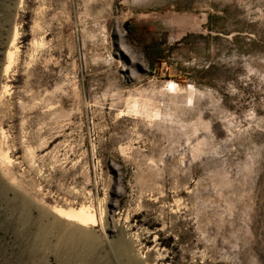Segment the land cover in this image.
Returning <instances> with one entry per match:
<instances>
[{
  "label": "rangeland",
  "instance_id": "obj_1",
  "mask_svg": "<svg viewBox=\"0 0 264 264\" xmlns=\"http://www.w3.org/2000/svg\"><path fill=\"white\" fill-rule=\"evenodd\" d=\"M0 264H264V0H0Z\"/></svg>",
  "mask_w": 264,
  "mask_h": 264
},
{
  "label": "bare ground",
  "instance_id": "obj_2",
  "mask_svg": "<svg viewBox=\"0 0 264 264\" xmlns=\"http://www.w3.org/2000/svg\"><path fill=\"white\" fill-rule=\"evenodd\" d=\"M75 215H76L77 219L80 221L86 220L85 216L81 212H77Z\"/></svg>",
  "mask_w": 264,
  "mask_h": 264
}]
</instances>
